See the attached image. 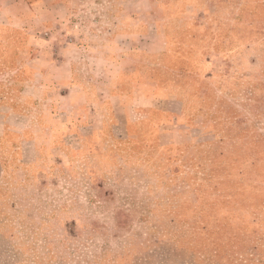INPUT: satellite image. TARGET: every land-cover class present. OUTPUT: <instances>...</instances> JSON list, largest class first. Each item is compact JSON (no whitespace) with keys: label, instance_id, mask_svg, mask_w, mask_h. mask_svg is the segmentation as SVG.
<instances>
[{"label":"rangeland","instance_id":"374dc122","mask_svg":"<svg viewBox=\"0 0 264 264\" xmlns=\"http://www.w3.org/2000/svg\"><path fill=\"white\" fill-rule=\"evenodd\" d=\"M0 264H264V0H0Z\"/></svg>","mask_w":264,"mask_h":264},{"label":"crops","instance_id":"0c3cea01","mask_svg":"<svg viewBox=\"0 0 264 264\" xmlns=\"http://www.w3.org/2000/svg\"><path fill=\"white\" fill-rule=\"evenodd\" d=\"M13 3H14V1H13ZM6 4H7V2H6ZM4 6V5H3Z\"/></svg>","mask_w":264,"mask_h":264}]
</instances>
